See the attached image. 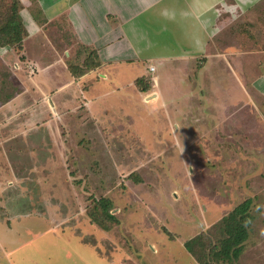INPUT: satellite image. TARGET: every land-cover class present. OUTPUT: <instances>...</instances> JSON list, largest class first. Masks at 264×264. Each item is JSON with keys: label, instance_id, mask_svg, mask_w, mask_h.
Returning a JSON list of instances; mask_svg holds the SVG:
<instances>
[{"label": "rangeland", "instance_id": "374dc122", "mask_svg": "<svg viewBox=\"0 0 264 264\" xmlns=\"http://www.w3.org/2000/svg\"><path fill=\"white\" fill-rule=\"evenodd\" d=\"M12 1L0 0V22ZM237 7L197 62L163 65L162 101L152 77L143 94L99 79L91 114L76 84L56 94L60 82L37 81L16 49L0 57V101L23 95L0 102V264H199L185 242L202 234L195 250L206 251L222 236L215 223L248 198L249 237L230 263L264 264V3ZM31 13L45 44L74 43L66 60L82 62L65 22ZM102 197L120 220L109 230L89 215Z\"/></svg>", "mask_w": 264, "mask_h": 264}, {"label": "crops", "instance_id": "0c3cea01", "mask_svg": "<svg viewBox=\"0 0 264 264\" xmlns=\"http://www.w3.org/2000/svg\"><path fill=\"white\" fill-rule=\"evenodd\" d=\"M21 1V13L27 28L21 55L36 66L34 73L38 72L37 81L41 82L42 75L46 73L52 81L57 79L60 85L56 94L68 88L70 83L76 84V90L82 94L83 103L91 114L96 108L98 98L94 88L99 79L110 78L115 91L123 90L127 85L132 86L135 93L143 94L135 80L139 76L150 75L156 82L157 94L152 100L162 101L164 95L159 86L163 65L197 62L201 55L207 53L211 41L216 40L231 24L232 21L225 17L227 13L238 9L237 6L249 9L264 3V0H38V7L45 18L54 23L55 29L65 22L73 42L96 49L98 53L100 65L75 76L68 69L69 60H66L71 55L74 43L65 44L60 51V47L53 43L45 44L47 31L33 24L32 1ZM35 35L41 39L39 53L29 56L26 42ZM12 49L15 50L10 46H0V57L10 56ZM18 54L20 56V52ZM76 58H80L78 53ZM18 63L15 61L14 65ZM141 65L143 72L136 70ZM125 66H128L130 73L129 79L124 82L121 71ZM150 66H154V70H150ZM60 67L61 72L57 70ZM158 71L159 74H155ZM40 87L46 93L42 84ZM22 96L21 93L10 95L7 103V100H1V110Z\"/></svg>", "mask_w": 264, "mask_h": 264}, {"label": "trees", "instance_id": "16d2710c", "mask_svg": "<svg viewBox=\"0 0 264 264\" xmlns=\"http://www.w3.org/2000/svg\"><path fill=\"white\" fill-rule=\"evenodd\" d=\"M33 6L31 9L39 8L37 5L38 0H31ZM23 3L21 0H13L9 6L6 18L0 22V46H10L18 52L24 49L23 40L27 35V28L21 13ZM249 18L254 15L249 12ZM225 30V29H224ZM222 34V33H221ZM256 41H250V44ZM258 48L264 49V37L259 41L257 39ZM256 43V44H257ZM251 46V45H250ZM81 50L78 51L79 57H83L81 63L69 66L73 75L80 76L90 70L96 69L100 65V60L96 49H91L85 45H81ZM249 47V46H248ZM84 55V56H83ZM21 57L24 58L23 55ZM151 76L143 75L135 80L138 89L141 92L149 91L151 86ZM152 80V79H151ZM9 96L7 101L10 100ZM253 200L248 198L238 204L227 215L223 216L214 225L221 230L222 236L212 242L213 245L206 251H197V246L203 241L202 234L196 235L185 242L186 249L196 257L199 264H222L230 263L239 258L244 250V244L249 237V226L252 223L253 215L250 212ZM113 208V200L108 197H102L96 202L95 208L89 209V215L94 222H96L103 229L109 230L115 225L120 223L118 217L111 212ZM231 264V263H230Z\"/></svg>", "mask_w": 264, "mask_h": 264}, {"label": "built area", "instance_id": "2783aa9c", "mask_svg": "<svg viewBox=\"0 0 264 264\" xmlns=\"http://www.w3.org/2000/svg\"><path fill=\"white\" fill-rule=\"evenodd\" d=\"M150 68H151L150 70H154V67L153 66L150 67ZM30 70H31V72H34L35 71V68H34L33 65H30Z\"/></svg>", "mask_w": 264, "mask_h": 264}]
</instances>
